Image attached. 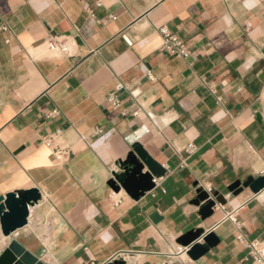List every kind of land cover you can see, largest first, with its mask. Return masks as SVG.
<instances>
[{
	"label": "crops",
	"instance_id": "1",
	"mask_svg": "<svg viewBox=\"0 0 264 264\" xmlns=\"http://www.w3.org/2000/svg\"><path fill=\"white\" fill-rule=\"evenodd\" d=\"M161 27L188 57L162 51ZM56 36L67 54L48 47ZM263 49L264 0H0V194L40 192L0 249L16 240L44 264H254L238 236L264 252V191L226 187L264 174ZM134 141L165 170L137 200L107 185ZM197 188L225 200L204 220ZM197 227L219 242L191 260L176 238Z\"/></svg>",
	"mask_w": 264,
	"mask_h": 264
},
{
	"label": "water",
	"instance_id": "2",
	"mask_svg": "<svg viewBox=\"0 0 264 264\" xmlns=\"http://www.w3.org/2000/svg\"><path fill=\"white\" fill-rule=\"evenodd\" d=\"M264 54V49H263ZM116 170L111 172L107 185L114 191L121 188L134 200L139 199L155 186L153 178L159 179L164 176L165 170L152 159L143 149L141 144L134 141L130 145L125 157L115 162ZM244 188L252 193L264 191V174L245 180L239 179L231 182L226 189L237 195ZM40 200V192L37 188L16 190L0 194V232L3 237L9 236L15 230L27 223L29 206ZM218 204H225L222 194L197 188L191 200V204L197 207V213L204 220L213 213ZM201 239V242H197ZM0 240L1 237H0ZM219 242L214 232L204 233V229L191 228L176 238V243L186 248V254L191 260H197L206 254ZM0 264H44L36 256L25 250L16 240H10L6 246L0 249ZM107 264H125L123 259H114Z\"/></svg>",
	"mask_w": 264,
	"mask_h": 264
},
{
	"label": "built area",
	"instance_id": "3",
	"mask_svg": "<svg viewBox=\"0 0 264 264\" xmlns=\"http://www.w3.org/2000/svg\"><path fill=\"white\" fill-rule=\"evenodd\" d=\"M159 32L162 36L161 49L166 54L170 56H180L186 58L189 56L188 46L183 39H181L177 34L170 32L166 27L159 28ZM48 47L51 50L60 51L63 54H67L69 51L68 40L64 36H56L48 41ZM147 77L152 78L151 71H147ZM122 89L119 84L116 86L115 90L110 94L108 100L113 108H118L121 104L118 99V92ZM52 111L51 114H54ZM135 113V112H134ZM49 114V116L51 115ZM155 186L158 180L153 178ZM238 240L244 241L247 248L246 259H251L254 264H264V252L260 249L259 241L254 239L250 241H245L242 237L238 236Z\"/></svg>",
	"mask_w": 264,
	"mask_h": 264
},
{
	"label": "bare ground",
	"instance_id": "4",
	"mask_svg": "<svg viewBox=\"0 0 264 264\" xmlns=\"http://www.w3.org/2000/svg\"><path fill=\"white\" fill-rule=\"evenodd\" d=\"M2 239V238H1ZM3 243V241L2 240H0V246H1V244Z\"/></svg>",
	"mask_w": 264,
	"mask_h": 264
}]
</instances>
